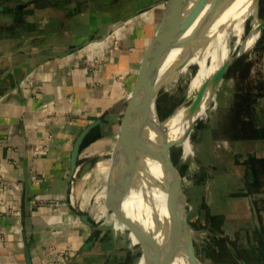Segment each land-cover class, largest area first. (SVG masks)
I'll list each match as a JSON object with an SVG mask.
<instances>
[{"label": "crops", "instance_id": "crops-1", "mask_svg": "<svg viewBox=\"0 0 264 264\" xmlns=\"http://www.w3.org/2000/svg\"><path fill=\"white\" fill-rule=\"evenodd\" d=\"M165 1L0 0V264H28L27 247L31 264H125L127 255L137 258L139 243L130 231L132 241L123 242L126 225L115 221L120 235L110 237L91 215L94 226L83 222L69 193L91 163H112ZM122 26L113 50L105 37ZM89 56L104 61L96 75L88 69ZM246 129L215 151L214 166L231 174L212 172L193 182L202 190L195 212L187 211L190 226L227 238L196 250L200 264H264V110ZM86 130L72 175L74 145ZM122 210L145 231L138 210Z\"/></svg>", "mask_w": 264, "mask_h": 264}, {"label": "bare ground", "instance_id": "bare-ground-1", "mask_svg": "<svg viewBox=\"0 0 264 264\" xmlns=\"http://www.w3.org/2000/svg\"><path fill=\"white\" fill-rule=\"evenodd\" d=\"M200 1L188 0L180 14L179 20L182 24L186 25L192 19ZM220 1L208 0L181 40L164 52L157 73V83L163 81L175 68L168 90L174 91L181 84L185 86V97L165 123L160 121L154 109L150 110L149 116L134 138L133 182L125 190L126 193L131 190L136 204L134 201L133 203L137 207H132L127 200L122 204L139 209L145 231L155 242L164 245L166 254L171 259L174 258L173 264L190 262L183 241L170 232L171 226L177 222L178 200L161 158L162 148L174 142L182 148L184 156L193 155L190 132L196 123L194 117L198 115L206 118L209 104L215 98V89L217 91L221 83L220 81L216 84L214 75L234 57L236 50L249 51L256 43L259 30L257 0H225L219 5ZM249 21L251 29L246 34ZM242 23L246 24L243 26ZM234 25L244 27V30L238 31L239 35L235 34ZM228 35H234L236 39L230 40ZM223 37L225 41L222 43ZM111 168V165H105L96 170V175H103L106 180V185L101 191L91 193L97 203L107 200V181ZM71 198L75 203L74 194ZM107 206L105 205L106 208ZM83 208H80V211H83ZM192 235L194 237V231ZM136 264H144L142 255Z\"/></svg>", "mask_w": 264, "mask_h": 264}, {"label": "rangeland", "instance_id": "rangeland-1", "mask_svg": "<svg viewBox=\"0 0 264 264\" xmlns=\"http://www.w3.org/2000/svg\"><path fill=\"white\" fill-rule=\"evenodd\" d=\"M258 12L259 20L264 21V0H259ZM251 20L253 21V17H251ZM242 24L244 26L246 23ZM234 26L233 31L235 34L239 35L238 31L244 30V27L241 28L239 25ZM250 29L251 22L249 21L246 27V34L249 33ZM228 38L234 41L236 36L228 35ZM256 40L255 45L247 51L248 53L246 52L238 57L224 73L219 88L215 93V98L209 104L206 118H197L190 132V144L193 155L187 154L184 156L182 148L177 144L170 150L171 159L182 176L183 190L186 202L188 203V215L195 212L194 209L198 207L197 201L199 200L200 191L202 190L200 185L194 184L195 181L198 182L201 178L210 176L212 172H219L224 176L231 174L227 169H218L214 166V162L217 161L216 158H214L217 147L223 146L228 137L241 136L244 134L243 130L249 128L252 123L255 122L256 118L259 117L260 113H263L264 27L260 32L258 30ZM224 41L225 38L223 37L222 43ZM237 53L238 50L234 52V56H236ZM171 81L161 91L157 101V112L161 120L167 119L182 103L185 97V86L181 84H179L174 91L168 90ZM244 126L246 127L244 128ZM213 145L216 147L215 149H213ZM218 158L220 162L223 156L218 155ZM95 164L96 163H91L76 176L70 189L69 203L78 214H87L94 217V220L98 219L99 229H101V231L107 229L108 236L119 237L120 233L113 228L114 222L118 221L120 224H125L115 212L109 211L105 207V205H108L107 200L97 203L94 196L91 194H94V191L95 193L101 191L106 185L104 176L96 175V170L100 168V166ZM103 166L105 165H101V167ZM206 182L205 187L209 185V180ZM73 194L75 196V203H73L71 198ZM208 194H210V191L205 195L207 207L210 205ZM126 200L131 206H136L133 203L134 197H132L131 190L128 192ZM104 207L105 212H103ZM80 208H83V211H80ZM136 210L139 211V209ZM191 228L195 231L194 238H197L196 250L198 254L203 251L202 248L204 247V243L206 246H209L213 239H217L213 235L215 233L208 235V231L205 227L194 226ZM129 231L128 229L122 230V234L125 237L123 240L124 243L128 242L127 237L129 241L131 240L128 234L130 233ZM96 233L99 232L97 231ZM221 234L222 233L215 234V236L219 238ZM122 253V256L125 258L126 255L123 251ZM141 255V248L137 246V258L133 257V259L130 260V256L127 255L126 258L128 260L125 264H136Z\"/></svg>", "mask_w": 264, "mask_h": 264}, {"label": "water", "instance_id": "water-1", "mask_svg": "<svg viewBox=\"0 0 264 264\" xmlns=\"http://www.w3.org/2000/svg\"><path fill=\"white\" fill-rule=\"evenodd\" d=\"M187 2L188 0L165 1V9L160 27L146 49L141 70L138 74L131 96L123 114L120 131L113 149V161L111 163L112 168L107 181V209L109 211L115 212L137 239L141 248L144 264H173L174 258L171 259L170 256L166 254L163 247L164 245H160L158 242H155L149 233L142 230L137 224L134 223V221H132V219L126 216L122 210V204L126 200L128 194V191L126 193L125 190L126 188L128 189L133 182L132 149L134 138L149 116L150 110L154 109L158 116L157 101L159 95L173 78L175 68L164 77L163 81L157 83V73L159 71L162 59L164 58V52L167 48L175 46L178 41L181 40L183 34L187 31L200 12H202L208 0H201L199 2L194 16L188 21L186 25H184V23H181L179 18ZM224 2L225 0H221L219 5ZM256 2L258 5L259 0ZM259 21L260 32L264 27V21ZM245 53L246 52H238L236 56L231 58L218 71V73L214 75L213 80L215 79L216 84L220 83L224 73L237 60V58ZM168 118L163 120L160 118L159 119L162 123H165ZM194 118L195 123L198 115ZM87 131L88 130L84 131L79 136L74 145L71 159L72 175H74L78 168V155ZM174 145V142L166 144L163 146V151L161 153L162 161L166 165L178 200L177 222L175 225L171 226L170 232L171 235H176L183 241L190 264H200L196 253L194 237L192 235L194 229L191 228L188 222L186 198L182 185V176L178 168L174 165L170 156V150ZM80 218L83 222L94 226L87 214H82ZM262 248L264 250V238H262ZM26 259L27 263L31 264L28 247L26 248Z\"/></svg>", "mask_w": 264, "mask_h": 264}, {"label": "built area", "instance_id": "built-area-1", "mask_svg": "<svg viewBox=\"0 0 264 264\" xmlns=\"http://www.w3.org/2000/svg\"><path fill=\"white\" fill-rule=\"evenodd\" d=\"M125 27H119V28H114L108 35L105 37V40L108 42L112 43V48L113 50H117L119 47V42L122 37V33L124 32ZM105 40H100V44H102L103 41ZM104 61H102L98 56H89L87 57V66L88 69L90 70L93 75H96V72L101 70L103 68ZM121 79L122 76L119 75L118 79ZM63 262L68 259L67 255L63 257Z\"/></svg>", "mask_w": 264, "mask_h": 264}, {"label": "flooded vegetation", "instance_id": "flooded-vegetation-1", "mask_svg": "<svg viewBox=\"0 0 264 264\" xmlns=\"http://www.w3.org/2000/svg\"><path fill=\"white\" fill-rule=\"evenodd\" d=\"M207 231H208V235H212L213 233H215V234H220V233H216V232H214V231H212L211 229H209V228H205ZM215 234H213L214 235V237L215 238H217V239H213V241L215 240L216 242H220V241H224L225 243H226V236L222 233L221 234V236L218 238L217 236H215ZM211 243V242H210ZM232 253V252H231Z\"/></svg>", "mask_w": 264, "mask_h": 264}]
</instances>
